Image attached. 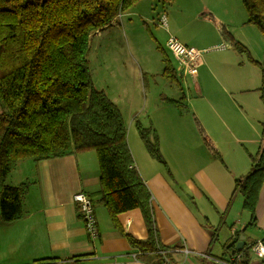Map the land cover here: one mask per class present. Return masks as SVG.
Returning a JSON list of instances; mask_svg holds the SVG:
<instances>
[{"label":"crops","instance_id":"0c3cea01","mask_svg":"<svg viewBox=\"0 0 264 264\" xmlns=\"http://www.w3.org/2000/svg\"><path fill=\"white\" fill-rule=\"evenodd\" d=\"M146 3L140 0L137 5L146 7ZM169 3L159 23L165 28L164 45L172 33L186 45L190 41L173 23L171 8L175 7L179 24L189 23L192 18L200 22L194 25L204 39L197 48L202 57L198 69L206 65L212 75H199L200 81L196 82V76H189L195 83L194 97L188 100L190 122L175 110L154 115L150 112L172 176L149 155L132 119L126 123L128 145L134 166L151 194L159 242L174 264H224L229 251L223 245L231 229L241 231L244 246L264 236V182L256 201L254 225H247L249 214L242 208V195L234 193L236 181L251 168L250 154L257 153L262 145L264 121V104L258 90L264 75L251 67L243 70L247 63L235 44L246 48L259 63L264 56V38L255 25L246 22L240 0ZM217 38L221 48L226 49L221 55L227 60L223 75L214 74L202 56L205 51L220 48V44H214ZM247 61L259 67L248 58ZM110 97L118 103L114 96ZM185 97L187 101L186 93ZM22 182L28 184L22 218L0 220V264H157L155 252L130 245L112 224L97 194L99 166L94 152L20 159L7 183ZM79 190L92 197L100 233L94 241L88 238L73 200ZM118 220L124 231L135 238L147 237L138 208L120 213ZM206 221L212 226L207 227Z\"/></svg>","mask_w":264,"mask_h":264},{"label":"trees","instance_id":"16d2710c","mask_svg":"<svg viewBox=\"0 0 264 264\" xmlns=\"http://www.w3.org/2000/svg\"><path fill=\"white\" fill-rule=\"evenodd\" d=\"M137 1L0 0V220L10 222L23 216L28 184L7 183L20 159L92 150L99 166L97 194L112 224L130 245L155 252L159 263V250L166 248L158 239L150 191L134 166L122 113L94 86L87 59L90 34L110 25ZM240 1L246 22L255 25L264 38V0ZM235 47L252 60L246 48L238 43ZM163 62L162 74L175 79L177 73L167 54ZM258 90L264 104L263 77ZM135 126L149 155L172 176L160 151L158 133L138 120ZM262 129V145L250 154L251 168L234 186L249 214L247 225L255 224L256 201L264 182V121ZM134 208L140 210L146 225L145 239L125 232L118 220L120 213ZM240 235L239 230L230 233L224 249L243 251L239 264H252L248 247L235 248ZM255 264H264V260Z\"/></svg>","mask_w":264,"mask_h":264},{"label":"rangeland","instance_id":"374dc122","mask_svg":"<svg viewBox=\"0 0 264 264\" xmlns=\"http://www.w3.org/2000/svg\"><path fill=\"white\" fill-rule=\"evenodd\" d=\"M146 1V7L142 4L137 5V1L127 11L120 12V16L110 25L96 30L89 37L87 59L94 86L96 85L97 89L103 90L107 95V92H109L110 96L116 98L118 103L108 95L117 106H120L118 108L122 113L124 122L126 121L127 133L126 123L129 119H132L134 125L138 120L142 125L155 129L150 112L154 115L164 112L163 110L169 112L175 110L178 115L184 117L185 121L190 122L188 112L191 110L188 106V100L194 97L192 86L195 83L192 82L189 76L181 79L179 65L171 57V53L163 43L166 33L165 28L160 24H162L164 18L162 13L170 8V3L163 0ZM171 9L173 23L181 27L180 35L190 40L187 42L189 46L198 48L199 41H204V39L198 36L194 25H199L200 22L192 18L189 23L185 21L183 24H179L176 21L179 18L176 15L178 12H175L176 8ZM204 26L211 29L207 24H204ZM214 44L221 45V40L217 38ZM212 45L211 43L209 46ZM221 47L223 46L205 51L202 55L207 65L216 75H223L226 70L225 62L227 60L221 57L226 49ZM165 54L169 56L176 70V80H169L162 74ZM241 55L247 63L243 70L251 67L258 74L264 75V56L258 63L252 57V60H250L244 52ZM247 58L259 67L252 65L247 61ZM199 75H212V73L206 69L205 65V67L198 69L195 82L200 81ZM185 93L187 94V101L186 97L184 98ZM171 100L180 103L176 106L172 104ZM194 127H196L195 122ZM221 234H224V231ZM250 259L253 264L259 262L258 257L252 253H250Z\"/></svg>","mask_w":264,"mask_h":264},{"label":"built area","instance_id":"2783aa9c","mask_svg":"<svg viewBox=\"0 0 264 264\" xmlns=\"http://www.w3.org/2000/svg\"><path fill=\"white\" fill-rule=\"evenodd\" d=\"M217 25L221 27V24ZM165 46L174 59L179 62L182 78L187 75L194 78L202 61L201 49L180 42L172 34L166 39ZM73 200L77 204L88 238L92 241L98 239L100 233L91 196L87 192L79 190L73 194ZM235 231V229H231L230 233L235 234ZM246 247H248L250 253L264 260V236L251 242ZM243 253L241 250L230 252L222 262L224 264H239V261L244 256ZM159 255L160 259L157 264H174L168 256L167 249L159 250Z\"/></svg>","mask_w":264,"mask_h":264},{"label":"water","instance_id":"95a60500","mask_svg":"<svg viewBox=\"0 0 264 264\" xmlns=\"http://www.w3.org/2000/svg\"><path fill=\"white\" fill-rule=\"evenodd\" d=\"M244 236L243 235H240L239 236V241L236 243V246L235 248L236 249H240L243 245H244Z\"/></svg>","mask_w":264,"mask_h":264}]
</instances>
